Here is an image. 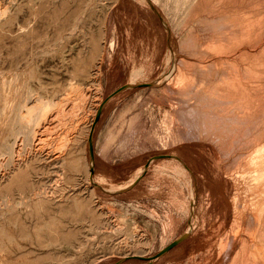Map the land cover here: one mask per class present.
<instances>
[{
    "label": "rangeland",
    "instance_id": "374dc122",
    "mask_svg": "<svg viewBox=\"0 0 264 264\" xmlns=\"http://www.w3.org/2000/svg\"><path fill=\"white\" fill-rule=\"evenodd\" d=\"M23 120L0 264H264V0H0Z\"/></svg>",
    "mask_w": 264,
    "mask_h": 264
},
{
    "label": "bare ground",
    "instance_id": "6f19581e",
    "mask_svg": "<svg viewBox=\"0 0 264 264\" xmlns=\"http://www.w3.org/2000/svg\"><path fill=\"white\" fill-rule=\"evenodd\" d=\"M6 12V9H5ZM6 17V16H5ZM22 29V28H21ZM137 75V74H136ZM96 78V77H94ZM89 91V90H88ZM70 95V94H69ZM89 95V94H88ZM91 95V94H90ZM89 95V96H90ZM84 96V95H83ZM81 95V97L83 98ZM92 96V95H91ZM64 97V95L62 96ZM88 97V96H87ZM89 98V97H88ZM79 99V98H78ZM32 100V99H31ZM48 100V99H47ZM64 100V99H63ZM62 100V101H63ZM75 102V101H74ZM59 103V102H58ZM70 103V102H69ZM34 104V103H33ZM32 104V105H33ZM37 104V103H36ZM75 104V103H74ZM30 105V106H32ZM40 105V104H38ZM73 105V104H72ZM61 106V105H60ZM40 107V106H38ZM27 108V107H26ZM28 109V108H27ZM33 109V108H32ZM29 110V109H28ZM64 110V109H63ZM34 113V111L32 110ZM55 112V111H54ZM22 113V112H20ZM26 113V112H24ZM60 113V112H59ZM58 113V114H59ZM63 113V112H62ZM73 113V112H72ZM30 114V113H29ZM32 114V113H31ZM97 114V113H96ZM52 115V114H51ZM60 115V114H59ZM32 116V115H31ZM56 116V114H55ZM29 119V118H28ZM32 119V117H31ZM62 119V118H61ZM48 120V119H47ZM30 121V120H29ZM31 122V121H30ZM39 123V122H38ZM35 124V123H34ZM36 125V124H35ZM46 126V125H45ZM49 126V125H48ZM18 133L15 136L12 148L8 149L5 153L0 154V178H3L11 169L17 168L20 163L27 161L30 155L34 152H44L42 139L43 129L40 131L37 126L31 125L29 122L22 121ZM50 128V127H49ZM49 131V130H48ZM51 133V132H50ZM47 134V133H46ZM49 134V133H48ZM45 136V135H44ZM89 140V139H88ZM3 141V140H2ZM7 143V142H6ZM12 143V142H11ZM8 144V143H7ZM56 149V148H55ZM46 150V149H45ZM3 151V150H2ZM51 151V150H50ZM53 151V150H52ZM49 152V151H48ZM47 152V155H48ZM50 153V152H49ZM40 156V155H39ZM45 157V156H44ZM56 157V156H55ZM58 157V156H57ZM54 158V157H53ZM46 159V158H45ZM44 160V158H43ZM49 161V160H48ZM54 174V173H53ZM52 185V184H51ZM38 193H34L35 197Z\"/></svg>",
    "mask_w": 264,
    "mask_h": 264
}]
</instances>
